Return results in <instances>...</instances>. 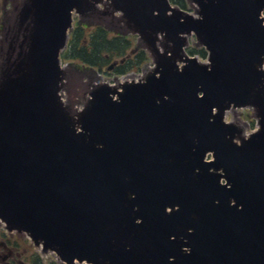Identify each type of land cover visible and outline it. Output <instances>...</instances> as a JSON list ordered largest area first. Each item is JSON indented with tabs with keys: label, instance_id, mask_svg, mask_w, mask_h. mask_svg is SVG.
Here are the masks:
<instances>
[{
	"label": "water",
	"instance_id": "95a60500",
	"mask_svg": "<svg viewBox=\"0 0 264 264\" xmlns=\"http://www.w3.org/2000/svg\"><path fill=\"white\" fill-rule=\"evenodd\" d=\"M191 1L196 15L170 0H110L156 67L96 86L77 111L60 56L73 11L103 0L24 3L23 40L0 78L10 230L66 264H264V0ZM193 34L207 62L185 51ZM245 107L258 119L250 134L225 120Z\"/></svg>",
	"mask_w": 264,
	"mask_h": 264
},
{
	"label": "flooded vegetation",
	"instance_id": "af4514ba",
	"mask_svg": "<svg viewBox=\"0 0 264 264\" xmlns=\"http://www.w3.org/2000/svg\"><path fill=\"white\" fill-rule=\"evenodd\" d=\"M25 1L26 0H21L20 3H18L16 0H0V78L9 59L10 58L13 59V57L16 56L15 55L16 52L13 53V48L17 50L20 41L23 40L25 30L20 28L19 21H20L21 10L24 6ZM108 6L110 7V2L104 1V3L101 5V8L103 10L104 9L106 10L109 8ZM103 10L99 11L98 13H90L86 16H83L82 20H86L84 19V17H88V19H95V20H97L98 18L106 19L107 21H110L109 26L113 31H115L116 33H126L127 29L125 25L121 24V22H124L123 21L124 18L120 16L118 17L112 16L113 17L112 20H109L108 16L105 13V10L104 13H102ZM105 15L106 17H104ZM263 15H264V11H263ZM82 20L77 22V25L79 27L82 25ZM100 21L102 20L100 19ZM89 28H90L89 31L90 35H92V27L90 26L88 27V29ZM115 32L113 33L115 34ZM76 43L77 41H73V42L70 41L69 48H73ZM139 43L140 42L137 41L136 42L137 47L134 46L131 48L130 53L128 54L130 61L125 62V59H119V58H117L116 60L113 59V61L108 64L107 70L104 69V66H99V64L81 63L89 66L88 67L89 70L88 69L85 70L91 71V73L97 72L96 77L88 73L89 75H91L89 77V84H91L92 80H94L95 84L90 88L89 91L86 92L85 94L86 101L88 100L90 96V92L94 89V87L100 84L102 73L111 75V78L117 81L121 76H125V75L132 77L131 79L133 78L142 79L148 73L152 72L154 67L151 70L149 69V71L145 73L146 75L140 76L135 74L137 73V71H140L144 65L148 64L147 67L148 68L151 67L149 65L151 59L150 57H148V59L143 63H142L143 59L140 60L139 58L136 57L137 54L142 51L139 48L140 46ZM112 63H114L113 68L108 69V67L112 65ZM74 64L75 63H71V65ZM87 66H84V68H87ZM0 223H1L0 225H2L3 222L0 221ZM15 233H19V232L9 230L7 226H5V224L3 226V229L0 230V259H4V260L8 259L10 264H27L22 260L23 254L20 253V251H17L19 250L20 243H18V240L16 238L12 239ZM2 238H4L5 240H2Z\"/></svg>",
	"mask_w": 264,
	"mask_h": 264
},
{
	"label": "rangeland",
	"instance_id": "374dc122",
	"mask_svg": "<svg viewBox=\"0 0 264 264\" xmlns=\"http://www.w3.org/2000/svg\"><path fill=\"white\" fill-rule=\"evenodd\" d=\"M16 1L18 3H20L21 0H16ZM190 6H192L193 8L189 11L195 12V10H196L195 6L192 5L191 3H190ZM108 9L111 10V7H109ZM112 16H115V15L112 14ZM104 17H106V15ZM115 17H117V16H115ZM84 19H86V20H82V26L88 25V27H90L95 22L102 23V25L106 24V23L110 24L109 22H107L106 19H102V18H98L97 20H95V19H88V17H84ZM100 19L102 21H99ZM108 19L112 20L111 15L108 16ZM121 24L126 25L124 22H121ZM76 27H73L71 32H73ZM89 31H90V28L88 29V32L86 30L84 32H86V34H88ZM134 43H136L135 40H134ZM195 45H199L196 42V39L194 37L190 38V45L188 47V52H189V49L192 47H195ZM141 50H144L145 53L147 54V56L151 58L150 62H149V65L151 67L148 68L147 67L148 64L144 65L140 71H137V73H135L136 75H140V76L146 75L145 73H147L149 71V69L151 70L154 67L153 57L149 53L147 48L145 49L143 47ZM196 56H198V55H196ZM198 58L202 62H207V58H202L200 56H198ZM65 61H67V60H65ZM65 61L62 59V65L66 64ZM68 61L75 63V64L69 65V63H68L69 68L67 69V77H66V80L64 83L63 94H64V97H65L67 104H69V106L72 109L78 110V109H81V107L83 106V104L86 101V96H85L86 92L89 91L90 88L95 84L94 80H92L91 84H89V77L91 75L96 77L97 72L91 73V71H88L89 66H87L85 64H81L82 63L81 61H79V60L76 61L74 58H71L70 60L68 59ZM113 65L114 64L110 65L108 67V69L113 68ZM84 66H87V68H84ZM107 66H108V64L104 65L105 70H107ZM85 69H88V70H85ZM108 71H110V70H108ZM88 73L91 75H89ZM131 78L132 77L125 75V76H121L119 78V80L115 81L113 78H111V75L102 73L100 81L101 82L106 81V82H109L111 84H120L121 82L127 81V79L131 80ZM133 79H136V78H133ZM226 120L233 121V122L241 125L246 130V132H248V133L255 130V128H256V127H254L255 125L252 126L253 121L256 124V113L252 107L232 108L229 111H227ZM2 225L4 226L3 223H2ZM2 225H0V230L3 229ZM15 238L18 240V243H20L19 244V250H17V251H20V253L23 254L22 260L25 263L35 264L36 258H39L41 264H47L49 262L50 263L56 262L58 264H62L61 261L59 262V259L54 252L44 251L41 246H39V247L36 246L35 244H33L30 241V239L28 238V236L25 233H15L14 237H12V239H15ZM2 240H5V239L2 238ZM36 255H38L39 257H37ZM8 262H9L8 259H6V260L0 259V264H10V262L9 263ZM79 264H86V263H79Z\"/></svg>",
	"mask_w": 264,
	"mask_h": 264
},
{
	"label": "trees",
	"instance_id": "16d2710c",
	"mask_svg": "<svg viewBox=\"0 0 264 264\" xmlns=\"http://www.w3.org/2000/svg\"><path fill=\"white\" fill-rule=\"evenodd\" d=\"M175 4L187 9L189 7L188 0H171ZM127 29V28H126ZM88 32V25L80 26L75 30L72 35L71 41H77L73 48L65 51L63 53L64 59L74 58L76 61L79 60L82 63L87 64H99V66H104L113 61V59H125L130 61L128 54L132 47L137 44L133 40H128L126 36L111 34L112 31H108L104 28H99L96 30L95 34L90 35ZM140 42V41H139ZM139 48L142 49L144 46L141 44ZM192 54H198L202 58H207V50L202 46H195L189 49ZM142 63L148 59L147 54L144 50L136 56ZM132 58V57H131ZM121 73V72H120ZM255 125L253 121L252 126ZM35 264H41L39 261L35 260Z\"/></svg>",
	"mask_w": 264,
	"mask_h": 264
}]
</instances>
